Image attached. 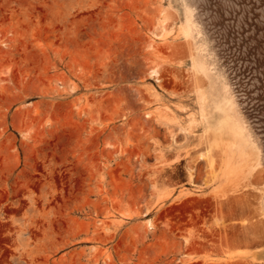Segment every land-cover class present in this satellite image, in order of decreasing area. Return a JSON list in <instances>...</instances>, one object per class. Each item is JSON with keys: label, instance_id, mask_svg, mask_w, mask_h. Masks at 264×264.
<instances>
[{"label": "rangeland", "instance_id": "374dc122", "mask_svg": "<svg viewBox=\"0 0 264 264\" xmlns=\"http://www.w3.org/2000/svg\"><path fill=\"white\" fill-rule=\"evenodd\" d=\"M0 264H264V0H0Z\"/></svg>", "mask_w": 264, "mask_h": 264}]
</instances>
